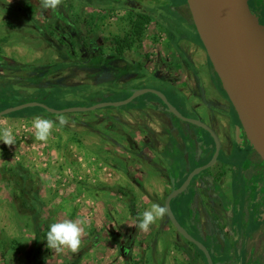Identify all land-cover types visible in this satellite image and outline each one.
I'll return each instance as SVG.
<instances>
[{
	"label": "rangeland",
	"instance_id": "obj_1",
	"mask_svg": "<svg viewBox=\"0 0 264 264\" xmlns=\"http://www.w3.org/2000/svg\"><path fill=\"white\" fill-rule=\"evenodd\" d=\"M76 1L59 0L54 10L44 8L36 0H0L1 57L11 63L32 60L33 63L52 65L60 60L52 42L61 47L62 51L69 50L77 56L76 40H64L62 35L67 36L68 33H60V28H56L57 25H62L61 29L65 28L64 21L78 23ZM98 3L108 8L115 5L114 0ZM142 4L141 9L151 14L152 18L158 17L160 24L170 22L167 28L172 39L194 40L197 43L191 22L184 20L177 12L184 5V0H143ZM168 5L173 10H167L165 7ZM85 13L82 19L88 23H103L94 19L95 13L92 16H89V12ZM61 14L65 17L61 18ZM114 14L109 13L104 18L105 23L114 22ZM116 23H121V27L126 29L128 21L122 23L119 19ZM32 24L42 28L43 33ZM148 37L143 36L149 42L152 38ZM153 40L164 47L166 36L155 32ZM129 55L137 58L135 52ZM159 55L163 57L162 52ZM53 68L51 66L50 71ZM90 73L91 69L69 66L44 76L42 84H49L48 88L18 89L13 86L9 89L0 86V97L5 95L0 99V110L16 102L13 97H9L13 95L9 94L11 92L51 96L47 100L50 107L63 109L88 107L100 101L98 98L102 94L103 101H115L117 94L118 97L127 94V89L159 87L177 104L182 105L184 113L191 114L177 85L173 89L161 85L160 73L156 74L158 78L145 73L123 82L116 96L113 88L106 87L111 84L94 82L89 77ZM15 74L30 76L23 71ZM147 100L157 101L151 94L144 93L135 99L134 104L139 105ZM121 107L48 113L50 117L72 120L63 126L54 121L46 142L35 139V129L31 122L0 123V133L5 128H11L16 141L12 146L0 143V264H190V259L179 247L185 240L176 232L165 214L150 224L146 231L138 227L144 211L150 210L153 205L163 207L170 188L167 174L160 175L152 169V151L142 146L138 113L132 112L131 118L125 116L129 121H124L120 117ZM32 108L11 113L20 115L23 111H33ZM109 116L113 118L109 119ZM172 118L175 122L191 127L198 138L208 139L203 129ZM169 155L175 156V152H169ZM16 164L22 165L32 174L25 182H32L42 202L38 219L42 231H48L46 226L53 222L66 219L84 221L81 243L75 252L66 247L59 251L50 248L46 237L42 236L39 245L35 246L33 222L28 214L18 212L20 191H17L14 180L8 182L7 171H3V167ZM171 171L178 173L174 169ZM122 189L126 191L125 194ZM193 196L191 182L184 192L172 199L175 216L180 222L185 221V206ZM130 204L136 216L131 213ZM212 206L216 205L213 203ZM184 225L190 230L188 225ZM35 257L37 260H34ZM193 264L204 262L196 256Z\"/></svg>",
	"mask_w": 264,
	"mask_h": 264
},
{
	"label": "flooded vegetation",
	"instance_id": "obj_2",
	"mask_svg": "<svg viewBox=\"0 0 264 264\" xmlns=\"http://www.w3.org/2000/svg\"><path fill=\"white\" fill-rule=\"evenodd\" d=\"M36 1L43 6V0ZM97 1L103 0H77L75 8L78 12V23L64 21L67 29H61L62 25L56 26L60 28L58 29L60 33H68L67 36L62 35L64 40L68 38L76 40L77 56L72 55V51L65 49L62 51L61 47H57L48 37L43 36V38L52 42V47L54 46L57 50V54L61 51L69 58L78 59L86 54L96 61L98 55L102 54L121 57L112 61L114 65L125 66L127 62H134L137 65V71L120 76L118 81L121 83L145 73L158 78L156 74L160 73V64L164 67V73L159 75L161 85L169 89L177 85L179 93L181 92L186 99L191 114L184 113L181 110L182 105L171 99L163 88L154 89L159 90L182 115L191 118L198 117L211 127L220 143L216 161L199 173L200 177L192 180L194 196L185 206L187 212L184 217L185 224L190 227V230L183 227L205 245L211 257L212 255L217 256V264H264V162L247 141L238 115L223 90L206 52L207 85L193 70L191 63L194 62L190 63L188 50L182 45L191 42L204 50L199 39L197 43L194 40L172 39L167 28L170 27V22L160 24L158 17L152 18L151 14H146L141 9L143 0H114L115 5L110 8L101 6ZM249 4L252 14L264 26V0H249ZM165 8L173 10L171 5ZM177 10L184 20H189L192 24L186 0H184V5ZM85 12H89V16L95 13L94 19L98 22L103 21V23H88L87 20L82 19ZM115 12H117L116 15ZM109 13L115 15L114 22L105 23L104 18ZM60 17L64 18L65 15L61 14ZM119 19L122 23L128 21L126 29L124 26L121 27V23L119 25L116 23ZM32 25L43 33L42 28L35 24ZM152 28L156 29L152 31ZM148 30L151 32L148 33ZM192 30L197 35L195 28ZM155 32L166 36V43L161 49L158 46L155 47L157 43L156 40L153 41ZM144 35L152 38L149 41L152 43V50L149 52H144V44L148 42L143 38ZM63 39H61L62 42ZM134 52L137 58L129 55ZM160 52L163 53L162 58L159 55ZM179 64H182L183 69H178L177 72L176 66ZM70 66L77 67L74 64ZM81 69H91L92 73L89 77L94 79V82L100 78L105 79L108 75L104 74V77H101L102 74H100L99 76L97 74L99 69L96 67ZM26 73L30 74L29 77L34 75ZM107 78L112 79V76L109 75ZM122 79L123 81H120ZM149 94L154 96L158 102L147 100L136 105L134 104L136 97L123 105L120 110H124L126 114H130V110L138 113L137 122L142 137V146L148 147L154 155L151 160L153 171L160 175L167 174L170 189V176L172 175L175 187H179L186 178L185 176L182 179L185 171H192L211 159L215 150L214 138L204 128L181 120L168 112L158 96L153 93ZM129 95L130 92L127 89L126 96L121 99ZM172 117L203 129L208 139L198 138L191 127L175 122ZM169 152H175V156H170ZM171 169L178 173H172ZM213 203L216 206H212ZM171 208L174 213L173 206ZM203 262L206 264L204 260Z\"/></svg>",
	"mask_w": 264,
	"mask_h": 264
},
{
	"label": "water",
	"instance_id": "obj_3",
	"mask_svg": "<svg viewBox=\"0 0 264 264\" xmlns=\"http://www.w3.org/2000/svg\"><path fill=\"white\" fill-rule=\"evenodd\" d=\"M186 4L198 39L238 115L245 137L264 162V26L252 14L249 0H186ZM129 92L130 95L125 99L98 101L88 107L55 109L39 101H25L0 110V117L27 107H40L46 113L60 114L120 107L144 93L158 96L168 112L204 128L214 138L215 150L207 163L189 171L179 187H175L174 177L170 176L171 189L164 198L163 207L176 232L202 252L206 264H215L205 245L176 219L171 201L186 189L195 176L216 161L220 151L219 140L211 127L198 117L182 115L159 90L140 88L129 89Z\"/></svg>",
	"mask_w": 264,
	"mask_h": 264
},
{
	"label": "trees",
	"instance_id": "obj_4",
	"mask_svg": "<svg viewBox=\"0 0 264 264\" xmlns=\"http://www.w3.org/2000/svg\"><path fill=\"white\" fill-rule=\"evenodd\" d=\"M192 28L194 29L193 23H192ZM197 40H198V37H197ZM58 52H59L58 54L60 55L59 56L60 60H58L57 63H54L52 65L41 64V63L39 64L38 63H30V64L11 63L3 59L0 55V67L6 71V74L0 76V86L2 88H9V89L12 88L13 86L18 89L19 88L23 89V88H28V87L33 88V89L48 88L49 84H42L44 76L50 74L53 71L66 68L74 64L75 66L80 67V68L96 67L99 69V72L97 74L99 76L100 74H102L101 77H104V74H108L105 77V79L100 78L96 82H105V83L111 84L112 86H106V87L111 88V89L113 88L115 91L114 96H116V94L119 93L118 90L120 86L122 85V83L118 81L119 77L124 74L137 71V68H136L137 65L134 62H127L125 66L114 65L112 61L116 58H121L119 56H111V55L105 56L101 54V55H98L97 60L94 61L92 57H88L86 54L81 55L78 59H73V58L67 57L66 55H63L61 51H58ZM51 66H54V68L53 70L50 71ZM17 71L29 72V73H33L34 75H32L31 77H24L22 75H16L15 72ZM109 75L110 77L112 76V79L107 78ZM9 94H13V95H9V97H13L16 100V102L12 105H17L19 103L32 100V101H39V102L45 103L46 105L50 106L47 100L49 98H52L51 96L48 97L47 95H44V94L42 95L36 94L34 96H30L28 93L20 95L19 92H15V93L11 92ZM102 95H100V98H98V100L103 101L104 96ZM125 96L126 94L120 95L118 97V94H117L116 99L118 100V99L124 98ZM3 97H5V95L0 97V99H3ZM32 109L33 111H23L21 114H24V113H29V114H34V115L35 114L36 115L46 114L44 109L40 107H33ZM13 115L14 113H10L9 115H6V116H13ZM3 171H7L8 177L6 178L8 182H11L14 180L17 191L18 190L20 191L21 202L19 203L18 212L24 215L28 214L30 219L32 220L33 228H34L33 230L34 231V242H35V246H38L41 240V236L44 238L47 237V231L41 230L40 223L38 220L39 216L41 215L42 202L39 198L37 190L32 186V182L30 183L25 182V180L32 177V174L20 164H16L13 167L5 166L3 167ZM187 172L188 171H185V174H183L182 179L187 175ZM199 175L195 176L194 180ZM122 193L125 194L126 191L122 189ZM171 206H172V201H171ZM130 211L134 216L137 215L132 207V204H130ZM185 215L186 213L184 214V217ZM180 223L183 226H185L184 225L185 221L180 222ZM48 228H49V225L46 226L47 230ZM189 245L192 248H190ZM179 247L182 251H184L187 257L190 259V264H192L195 261L196 256H200L204 260V255L202 254V252L192 243H188L187 241L186 242L184 241V244H180ZM36 256L40 258L39 255L36 254ZM37 257H35L34 260L35 259L37 260ZM212 260L215 264H217L216 263L217 256L212 255Z\"/></svg>",
	"mask_w": 264,
	"mask_h": 264
},
{
	"label": "clouds",
	"instance_id": "obj_5",
	"mask_svg": "<svg viewBox=\"0 0 264 264\" xmlns=\"http://www.w3.org/2000/svg\"><path fill=\"white\" fill-rule=\"evenodd\" d=\"M59 0H45L44 8H55ZM59 123L61 126L67 123V120L63 117L60 118ZM54 121L36 117L33 121V127L35 129V139L38 141H47L51 130L53 128ZM0 143L6 146H12L16 143L13 130L11 128H5L0 133ZM165 214V208L158 205H153L150 210L144 211L142 220L138 224L141 230H147L149 225L154 223L158 218ZM83 220L74 221L66 219L60 222H53L49 225L47 231L46 242L50 248L60 250L61 248H68L75 252L81 243V233L83 229Z\"/></svg>",
	"mask_w": 264,
	"mask_h": 264
},
{
	"label": "crops",
	"instance_id": "obj_6",
	"mask_svg": "<svg viewBox=\"0 0 264 264\" xmlns=\"http://www.w3.org/2000/svg\"><path fill=\"white\" fill-rule=\"evenodd\" d=\"M31 29V28H30ZM154 41V40H153ZM156 43V42H154ZM153 43V44H154ZM158 43V42H157ZM155 44V47L158 46L159 49H161V46L159 44ZM184 48H187L188 50V54H189V57L191 58V62H194V63H191L192 67H193V70L196 71L202 78L203 82L207 85V77H205V74L207 75V68H208V62H207V57H206V54H205V51L199 47L198 45L194 44V43H189L187 44H183L182 45ZM152 43L150 42H146L144 44V52H149L151 51L152 49ZM21 54V53H20ZM34 61L32 60H26V61H18L17 63H20V64H29V63H33ZM182 65V64H181ZM181 65H177L176 68H177V72H178V69L181 70ZM179 66V67H178ZM183 69V68H182ZM0 70H3L5 73H3V71L1 72L0 71V76L1 75H4L6 74V71L0 67ZM164 67L160 64L159 66V72L160 74L164 73ZM122 114H121V119L124 120V121H129L128 119L125 118V116H128V117H132V112H134V110H130L131 112H129L130 114H124L123 112H125L124 110H121ZM51 115H48V114H38V115H34V114H29V113H24V114H20V115H13V116H2L0 117V123H4V122H8V123H13V122H31L33 123L34 119L36 117H41V118H44V119H49V120H52V121H55L57 123H59V118L58 117H50ZM106 117V116H105ZM51 118H54V119H51ZM113 117H110L109 116V119H111ZM67 120V123H69L72 118H68L66 119ZM33 128V127H32Z\"/></svg>",
	"mask_w": 264,
	"mask_h": 264
}]
</instances>
